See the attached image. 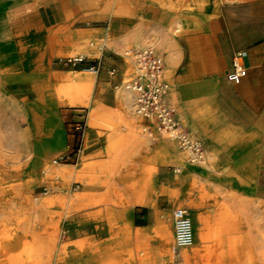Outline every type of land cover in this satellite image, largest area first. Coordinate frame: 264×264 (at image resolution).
<instances>
[{
	"label": "crops",
	"instance_id": "obj_1",
	"mask_svg": "<svg viewBox=\"0 0 264 264\" xmlns=\"http://www.w3.org/2000/svg\"><path fill=\"white\" fill-rule=\"evenodd\" d=\"M111 34L119 36L112 51L146 44L162 50L155 48L164 59L167 98L173 96L178 120L214 167L181 169L173 144L140 133L139 122L150 123L133 111L123 82L127 63L96 47L99 36ZM237 50L246 52L247 70L234 82L226 73ZM98 51L88 106L68 105L50 84L82 70L68 69L62 59ZM81 118L86 126L77 155L68 163L48 159L67 154L70 123ZM0 132V147L9 149L0 150V245L11 264H28L42 245L48 250L40 257L54 263L58 231L43 229L57 222L49 219L50 204H65L66 179L78 183L68 196L77 211L62 243L112 241V264H210L214 256L212 264H243L246 254L260 264L264 0H112L108 10L96 0H0ZM57 164L66 170L56 173ZM53 176H61V187L50 184ZM40 183L50 193L33 196ZM180 196L195 208L193 242L177 249L172 207ZM230 244L236 245L231 256ZM99 253L88 251L93 261Z\"/></svg>",
	"mask_w": 264,
	"mask_h": 264
},
{
	"label": "built area",
	"instance_id": "obj_2",
	"mask_svg": "<svg viewBox=\"0 0 264 264\" xmlns=\"http://www.w3.org/2000/svg\"><path fill=\"white\" fill-rule=\"evenodd\" d=\"M133 57V69L131 75L125 81V87L132 93L133 111L150 125L143 126L142 130L149 136L152 132L166 134L177 144L190 162H199L204 156L202 143L193 138L176 116V109L167 102L166 94L168 85L163 79L164 59L153 46H142L129 50ZM246 52L237 50L231 58V67L226 76L229 80L237 82L246 74L244 58ZM63 64L72 66L84 64L88 71L96 73L99 69L98 61L85 57L66 58ZM115 69L111 67L112 75ZM83 118L70 123L73 134V144L64 156L77 155L81 147L82 135L85 129ZM46 189L44 188L43 191ZM173 241L175 248L187 246L192 241L190 218L185 208L174 207L172 209Z\"/></svg>",
	"mask_w": 264,
	"mask_h": 264
},
{
	"label": "bare ground",
	"instance_id": "obj_3",
	"mask_svg": "<svg viewBox=\"0 0 264 264\" xmlns=\"http://www.w3.org/2000/svg\"><path fill=\"white\" fill-rule=\"evenodd\" d=\"M125 55H129V50H127ZM72 56L76 57H70V58H78L82 57V53H71ZM89 74L83 73V71L79 72H72L69 73L68 80L65 81L60 86L56 87V92L60 98H62L68 105L70 106H78V105H86L89 102L90 93L93 86V75L91 71H88L85 69ZM80 73V74H79ZM91 74V75H90ZM74 75H81L80 77L74 76ZM164 79V76H163ZM165 80V79H164ZM167 83V82H166ZM168 85V83H167ZM169 88V85H168ZM132 95V93H131ZM167 95V94H166ZM133 100V99H132ZM172 139V138H170ZM166 140V142L173 144L174 142L172 140ZM204 158V156H203ZM202 158V159H203ZM202 159L197 162L200 163ZM205 159V158H204ZM188 160V159H187ZM212 157L210 154L207 156L206 160V166L207 167H214V164L211 162ZM175 163H177L181 169L184 168L183 159L177 155L175 158ZM189 163L197 164L195 162ZM52 170L56 173H59L61 170H66L65 166H62L61 164L53 165ZM71 171V170H69ZM212 187H214L216 190L219 188V184H216L213 181L208 182ZM181 199L176 201V205L181 206L182 208H185L188 212L189 218H190V225H191V232H192V241L189 245L183 246L188 247L193 242V225H194V219L191 217L190 210L192 208H195L194 204H190L188 197L185 198L180 196ZM220 208L222 210L223 216H229L230 213L227 211V208L224 204L220 205ZM260 264H264V211L260 212ZM90 241L88 238H78L73 241H69L66 243H59L57 244L56 241L53 243V256H54V264H112V241L109 243H93V242H87ZM180 247L179 249H181ZM95 250L100 252L99 255L95 257L94 261L93 259L89 258L88 251ZM40 251H37V257L35 259H29L26 258V262L28 264H50L49 259L45 260L44 257H40L45 251L48 250V248L45 247V245H42L39 248ZM226 251L231 255H233L236 251V245L230 244L226 245ZM41 254V255H40ZM251 256L249 254H246L244 257L243 264H251Z\"/></svg>",
	"mask_w": 264,
	"mask_h": 264
},
{
	"label": "rangeland",
	"instance_id": "obj_4",
	"mask_svg": "<svg viewBox=\"0 0 264 264\" xmlns=\"http://www.w3.org/2000/svg\"><path fill=\"white\" fill-rule=\"evenodd\" d=\"M96 1L99 2L101 8L105 7L107 10L109 8H112V0H96ZM176 29L179 30V32H180V27H176ZM171 32H173V30H171ZM179 32L177 31L176 33H179ZM77 38L78 39H82V37H77ZM84 38H85V40H89L88 37H84ZM118 38H119V36H112V34L111 35H101V36H99V43L96 45V47L100 48L101 49L100 51L102 53H109L112 57L121 56V57L124 58L125 62L127 63V68L125 69V72L123 74V82H125L126 79L131 75V72H132V69H133V57L131 55H128V56L124 55V52H126L127 49L130 50V49H134V48H133V46H126V47H124L123 49H121L119 51H112V49H116L114 41L116 39H118ZM149 45L153 46L154 48H156L159 52H162V50L160 48H157L156 46H154L152 44H146V45H143V46H149ZM140 47H142V45ZM100 51H98V53L96 52L93 55L90 54V55H88V57H85V58L87 60H90V59H93V58H97V56H99V54H100ZM65 59L66 58H63L61 62H63ZM65 67H68V69H70V70H76V71L82 70L83 71L82 74L83 73L89 74L85 70L86 66L84 64H78V65H74V66H72L71 64H68ZM91 74L93 76L95 75L94 72L91 73ZM165 75H167L166 72L163 74V76H164L165 81L168 83ZM76 76H79V75H76ZM64 82H65V78L55 77L50 85H51L52 88H56V87L60 86L61 84H63ZM118 88H119V86L115 88L116 91L119 90ZM168 93H169V88H168L167 95H168ZM167 95H166L167 102H169V103L174 105L173 102H175V99L173 98V96L171 97L173 102L172 101L170 102L168 100V98H167ZM85 106H88V105L86 104ZM79 112H83V111L80 110ZM138 119H139V121L141 120L140 118H138ZM183 123L185 124V122H183ZM138 127H139L140 133L143 134L144 136L148 137V139L150 140L151 136H148L145 133V131L142 130L143 127H142L140 122H139ZM152 137H154L155 139H161L163 142H164V140H168L169 141V139L171 138V137H169L166 134L158 135V133H156V132H152ZM170 140H172V139H170ZM172 141L174 142V147H175V150H176L174 156L176 157V155H179L183 159L184 165L187 164V165L194 166L195 164L188 162L186 155L182 151L179 150L176 142L174 140H172ZM0 143H2L1 142V132H0ZM0 150L5 151V150H9V149H6L4 147H0ZM62 152H63V150L59 151V152H56V153H52L51 155L48 156V159L51 160V158H55L57 162L68 163L69 161H67L65 159V157L62 154ZM167 153H169V152H167ZM208 154L209 153L204 150V158L205 159L203 158L202 161L200 163H197V164L206 166L205 163H206ZM262 169H263V167H262ZM53 177L54 178H52L50 180V184H52V185L54 184L55 188L61 187L62 186L61 176H57V177L53 176ZM74 180L75 179H68V180L66 179V192L65 193H66L67 197L65 199V204H59L57 202H54V203L50 204L52 213H51V216H49V219H53L54 218L55 220H57V222L56 223L48 222L46 227H45V229H43L44 234H48V233L50 234V233L53 232L52 230L54 228H56L57 231H58V238H57L58 243L65 242V241H67V239L70 238L69 237V231H67V230H69V228H68L69 225L67 223H68L69 218L72 217L73 215H75L76 211H77V210H71L68 207L69 200H71V198H68V196L74 191V188L78 184V183L74 182ZM262 185H264V179L262 180ZM235 186L237 187V186H241V185L238 183V181H235L234 187ZM44 188L46 189L45 190L46 192L50 193L51 187L49 185H47L46 183H40L39 185L37 184V189H36L35 192L34 191L32 192V195L33 196H37V197L46 196L47 194H43L42 193V192H45V191H43ZM98 203L99 202L93 203L90 206H95ZM251 203H252V201H251ZM174 207H181V206L174 204L172 208H174ZM81 208H83V207H81ZM261 211L262 212L264 211V194H262L261 200H260V211H259V213ZM108 232H109V230H108ZM110 235H111V232H109V236ZM71 238H74V237H71ZM100 240H102V239L96 238V241H100ZM173 243H174V241H173ZM22 247H23V244L20 245V250L22 249ZM0 248H1V250H0V264H11V260H9V258H8L10 256V254H9L10 252H8L6 249L5 250L2 249V245H0ZM214 260H215V256L212 257L211 261L209 259L208 263L212 264V263H214ZM21 264H24V263H21Z\"/></svg>",
	"mask_w": 264,
	"mask_h": 264
}]
</instances>
